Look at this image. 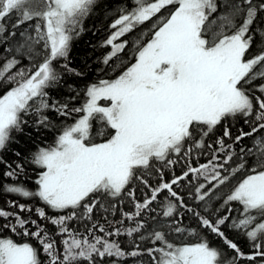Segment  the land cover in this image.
I'll return each instance as SVG.
<instances>
[{"label": "snow or ice", "instance_id": "obj_1", "mask_svg": "<svg viewBox=\"0 0 264 264\" xmlns=\"http://www.w3.org/2000/svg\"><path fill=\"white\" fill-rule=\"evenodd\" d=\"M108 3L0 0V151L23 132L29 114L38 130L54 127L49 110L73 120L61 125L53 144L32 153L30 163L40 169L34 190L19 179L27 175L23 164L7 165L4 175L11 182L0 185V193L38 199L57 215L8 201L18 211L0 208V230L31 237L38 247L0 236V264H128L144 255L150 264H264V0H111V8ZM97 9L113 16L102 63L114 70V58L129 47L134 62L122 65L115 78L78 90L64 77L86 76L87 65L71 66L70 52L85 18ZM137 29L138 38L123 39ZM65 86L74 94L51 98L52 89ZM241 120L250 130L241 126L233 136L232 122ZM218 127L222 135L208 143ZM245 138H252L250 147L242 145ZM194 154L209 159L193 166ZM246 157H254V165ZM181 160L177 175L173 169ZM165 170L171 173L167 179ZM185 181L194 188L189 198L197 207L202 202L203 212L178 191ZM221 186L228 191L217 195ZM165 191L159 207L166 221L153 227L145 217L156 212L153 202ZM213 196L222 200L219 208L210 205ZM124 197L134 211L117 208L114 201L123 204ZM234 202L240 206L235 217ZM98 211L104 224L94 220ZM117 212L119 220L108 219ZM184 213L192 214L196 228L182 226ZM75 220L91 222L85 224L87 235L70 228ZM126 221L134 226L125 227ZM229 232L248 241L250 251ZM172 234L179 242L168 239ZM121 236L128 243L115 239ZM186 236L195 242H183Z\"/></svg>", "mask_w": 264, "mask_h": 264}, {"label": "trees", "instance_id": "obj_2", "mask_svg": "<svg viewBox=\"0 0 264 264\" xmlns=\"http://www.w3.org/2000/svg\"><path fill=\"white\" fill-rule=\"evenodd\" d=\"M108 7L111 8V0H109ZM113 20V16L102 9L95 10L89 17H86L84 20V31L82 34L73 42L72 50L70 52L71 57V66L75 67L77 69L83 68L85 65H87L86 68V76L85 77H72V76H65L64 79L67 80L69 84H72L74 87H76L78 90H82L85 87L86 83H92L97 81L100 78H115L116 75L120 73L122 70V65H127L131 62H134L133 60V49L131 47L126 48L124 52L119 54V59H115L114 64V70H110L108 66L104 65L102 63L103 57L108 53L109 48L103 46V42L107 39V37L110 35V33L113 31L110 28V24ZM146 28L143 29L145 31ZM141 29H137L134 34H130L129 36L124 37L123 39H128L129 41L134 40L140 36ZM146 40L147 37H144ZM253 52H255V48L252 49ZM103 69L104 71H101ZM259 81H256L258 83ZM74 93H70L67 89V87H62L60 89H52L50 91V96L52 99H63L66 96L73 95ZM73 104L79 106L81 101H72ZM47 115L52 121V124L54 127L52 128H40L37 129L34 121L37 119L32 114H29L28 116H25L24 119L28 121V124L24 127L23 132L21 133H14V139L11 143H9L8 147L0 151V158H2L6 163L0 164V185H3L5 183H10V179L4 175V173L8 170L7 165H12V167H15L17 163L23 164L25 171H26V177L21 176L19 179L22 180L29 189L34 190L36 188V185L34 183L35 178L37 176V173L40 171L37 166L30 163L31 155L33 152L37 150L38 147H47L49 144H53L55 141V138L59 135V128L63 123H72L73 120L71 118H62L59 117L54 111L49 110L47 112ZM233 127H232V133L233 136H235L237 132V128L243 126L245 131H249L250 129L248 126L243 125V121L235 122L233 121ZM262 133H264V130H261ZM222 135V128L218 127L214 135H210L209 138H207L208 143H212L216 139L217 136ZM226 143H231L230 140L225 141ZM242 145L244 146H251L252 145V138H245L242 141ZM241 147V144L235 145V150L239 152V149ZM19 152L20 156H17L16 153ZM27 158V159H26ZM209 159V156L206 154H194L191 157L193 166H197L198 163H206ZM248 160V165H254V157H246ZM184 161L181 160L180 163L176 164L174 166V171L177 175L181 173L182 165ZM248 165H246L245 170H247ZM166 173V179L170 177L171 173L168 172V170H165ZM238 177L242 178L241 174H237ZM153 184L155 183L154 180L151 181ZM199 182H205L203 178L200 179ZM236 182L235 179H233L232 183L234 184ZM197 181H193V185L196 184ZM138 186V182L133 185V187ZM178 191L180 194L185 198L186 203L189 204L191 207H196L197 210L203 212V203L201 202V205L197 207L196 201L189 198V193L194 191V188L192 185H189L187 181H185L179 188ZM228 191V188L226 186H221V189L217 191V195H220L222 193H225ZM167 192H163L158 197L157 201L153 202L152 207L156 209V212L149 213L146 215V219L149 220V223L153 226H157V221H166V218L162 217L160 215L161 209L159 207L160 202L164 200V198L167 196ZM144 196V192L138 190L136 192V197L139 200H142ZM10 200H18L19 203H24L32 206H41L45 207L46 212L49 215H57V213L53 212L51 209H48L46 206L42 204L38 199L33 200H26L17 197L16 195L12 194H5L0 193V208H4L9 211H18L17 208H9L8 207V201ZM111 200V198H109ZM117 205V208H122L124 211L132 212L134 211L133 204L128 197L123 198V204L119 202V200L114 201ZM107 203V201H106ZM222 204V200H217L215 196L210 201V205L214 208H219ZM233 209L232 215L238 216L240 212V206L236 204L235 202L230 205ZM21 215L27 217L29 213H21ZM151 216H156V221H152L150 219ZM33 219H38L34 214H32ZM120 213L117 212L115 216L109 215L108 219L110 220H119ZM94 220H99L101 224L105 223L104 214L100 211H98L95 216ZM3 223V220L0 219V224ZM40 223H44L43 221H40ZM85 224H87L88 227L91 226V222H85L82 220H75L70 221L69 226L73 230H78L81 234L87 235L85 231ZM119 227V225H117ZM125 227H131L134 226L133 222L126 221ZM182 226H186L189 228H196V222L195 218L192 216L191 213H184V218L182 221ZM47 229L49 232H55L56 229L51 224H46ZM34 230V229H33ZM111 230V229H110ZM198 230V229H197ZM97 235H103V233H100L98 230H96ZM228 235L230 238L236 239L239 243L240 247L244 252H249V242L246 241L243 238H237L235 233L229 232ZM0 236H10L13 238L16 242H29L33 244L34 246L38 247L37 241L31 237H25L22 234L16 235L11 233L8 230H0ZM57 242L59 244V241L62 239L61 237H56ZM111 239V238H110ZM115 239H118L120 241H123L124 243H128L129 238L126 236L117 237ZM168 239L179 242L178 238L175 236V234L169 235ZM194 236H186L183 238V242H195ZM208 239L211 241L213 245H219V240H217L214 236L209 235ZM145 246H151L150 242H143ZM41 259H43V253H41ZM140 261H143V264H150V259L147 255H144L139 258H129L128 264H139Z\"/></svg>", "mask_w": 264, "mask_h": 264}, {"label": "rangeland", "instance_id": "obj_3", "mask_svg": "<svg viewBox=\"0 0 264 264\" xmlns=\"http://www.w3.org/2000/svg\"><path fill=\"white\" fill-rule=\"evenodd\" d=\"M145 31H147V29Z\"/></svg>", "mask_w": 264, "mask_h": 264}]
</instances>
